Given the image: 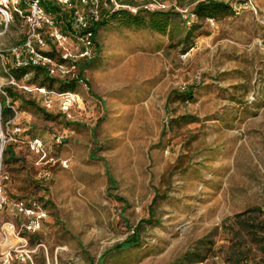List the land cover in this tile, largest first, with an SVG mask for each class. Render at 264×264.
I'll list each match as a JSON object with an SVG mask.
<instances>
[{
  "label": "rangeland",
  "instance_id": "1",
  "mask_svg": "<svg viewBox=\"0 0 264 264\" xmlns=\"http://www.w3.org/2000/svg\"><path fill=\"white\" fill-rule=\"evenodd\" d=\"M198 1L139 0L182 13L167 33L116 20L99 28L72 124L24 88L32 74L14 84L56 115L16 103L13 124L47 152L41 160L19 140L5 155L7 193L49 210L23 264H173L201 239L197 264H264L233 218L264 209V0H226L234 13L203 22L192 42L185 19ZM27 34L24 19L0 14V98ZM186 89L191 100L168 99ZM134 231L139 243L116 254Z\"/></svg>",
  "mask_w": 264,
  "mask_h": 264
},
{
  "label": "built area",
  "instance_id": "2",
  "mask_svg": "<svg viewBox=\"0 0 264 264\" xmlns=\"http://www.w3.org/2000/svg\"><path fill=\"white\" fill-rule=\"evenodd\" d=\"M52 1L68 12L61 20L65 30H62L54 15L47 11L42 0H0V14L7 24L18 17L28 25L26 40L21 47L14 49L15 65H45L55 77L80 79L83 82V78L79 77V65L94 57V27L103 18V10L123 7L136 12V8L121 4L118 0ZM43 51H53L54 55L44 54ZM10 83L18 82L11 76ZM24 88L39 93L47 108L57 104L59 112L69 119L74 117L73 110L82 102L78 91L58 92L42 86ZM12 108L15 111L13 118L4 121L0 117V264H23L31 259V236L42 230L49 217L45 201L9 195L5 189L8 181L5 153L10 143L21 140L31 151L40 155L41 160L47 156L41 137L18 138L21 127L13 124L18 111L15 106ZM3 213L12 218L2 217Z\"/></svg>",
  "mask_w": 264,
  "mask_h": 264
},
{
  "label": "trees",
  "instance_id": "3",
  "mask_svg": "<svg viewBox=\"0 0 264 264\" xmlns=\"http://www.w3.org/2000/svg\"><path fill=\"white\" fill-rule=\"evenodd\" d=\"M119 3L127 5L132 8H136V12L131 11L128 8H117L112 10V7L103 10V18L95 25V38L99 28L106 26L109 20H116L121 22L123 25L127 27H135V28H146L157 31L159 33H167L168 30L174 25V23L178 20L183 21L182 13L175 10H162V9H149L146 3H141L139 0H118ZM42 4L45 6L48 12H51L56 21L61 24V20L65 18L64 15L68 14V12L59 6L56 2L52 0H42ZM191 13L193 14V19L190 17L185 19L188 24L184 39H193L195 37V32L202 26V23L210 20V19H223L227 16H230L234 13L233 5L226 0H200L196 2L191 9ZM62 30H65V27L61 24ZM27 35L24 37L23 42L26 40ZM94 56L98 52V45L96 44V39L94 40ZM23 44V43H22ZM186 50H188L191 45L187 44ZM44 54L54 55L53 51H43ZM94 58V57H93ZM90 60H85L80 62L79 65V77L83 78V82L86 83L84 79V70L87 68ZM32 74L33 79H30L31 82H35L34 86L38 87H46L49 90L55 91H78L79 87L83 82L80 79H61L55 77L50 74L48 67L45 65H14L10 68L8 72L9 77L13 76L16 81L21 80L24 76ZM30 82V83H31ZM14 84H10L5 86L2 90L4 95L0 98V117L7 121L14 117L15 111L12 106H15L17 111L19 110L16 106V103H20L23 107L34 109L35 111L43 114L44 116L54 118L56 115H53L51 112L47 111L46 108L40 105L37 102L36 98H26L24 94L15 89ZM33 86V87H34ZM193 98V93L191 89H186L183 91L174 90L172 91L168 99L176 100L182 99L184 101L191 100ZM63 117L67 119V116L61 112H58ZM68 120V119H67ZM69 124H72L71 121L68 120ZM28 136V137H27ZM30 136L25 133V128L21 130V133L18 134V138L27 139ZM14 143V142H12ZM12 143L7 146L6 154L7 160L8 156L13 155ZM109 181L112 184H115L114 178L109 174ZM31 199V198H28ZM40 200V199H36ZM45 201V200H42ZM46 205L47 204V201ZM251 211L254 212V215H249L247 217H242V213H237L233 218L238 220L242 228L247 231V233L251 236L252 240L257 243L260 250L264 254V217L261 218V214H264V209L262 207L252 208ZM139 231H134L133 235H131L127 240L118 244L113 248L116 254L121 253L125 249L136 246L139 243ZM208 240L201 239L197 242V244L187 250L183 256L178 259L173 264H197L204 262L207 258L205 245ZM112 249V250H113ZM110 252V251H109ZM108 252V253H109ZM115 256V255H114ZM114 256H111L113 258Z\"/></svg>",
  "mask_w": 264,
  "mask_h": 264
}]
</instances>
